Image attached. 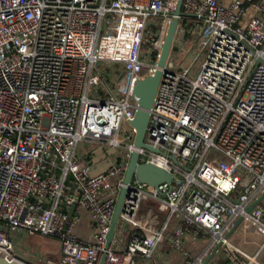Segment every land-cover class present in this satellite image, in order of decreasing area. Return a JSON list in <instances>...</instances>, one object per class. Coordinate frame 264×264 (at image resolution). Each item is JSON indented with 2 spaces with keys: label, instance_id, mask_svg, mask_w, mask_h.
<instances>
[{
  "label": "built area",
  "instance_id": "2783aa9c",
  "mask_svg": "<svg viewBox=\"0 0 264 264\" xmlns=\"http://www.w3.org/2000/svg\"><path fill=\"white\" fill-rule=\"evenodd\" d=\"M177 1L0 0V250L10 258L149 264L168 238L185 264H203L183 245L202 235L240 264H264V195L246 211L264 192V0H184L144 137L155 151L134 147L132 127L118 141ZM84 141L105 150L104 171L93 172ZM134 151L172 181H133L106 247ZM82 210L89 239L75 234ZM18 234L54 239L60 258L32 262Z\"/></svg>",
  "mask_w": 264,
  "mask_h": 264
},
{
  "label": "water",
  "instance_id": "95a60500",
  "mask_svg": "<svg viewBox=\"0 0 264 264\" xmlns=\"http://www.w3.org/2000/svg\"><path fill=\"white\" fill-rule=\"evenodd\" d=\"M183 1L184 0L177 1L173 16L168 24L161 45L159 56L156 61V67L153 73L147 75L141 80H138L132 89V95L136 99L137 108L135 110L134 118L129 122V125L135 131L133 139V145L135 148H145L147 150L155 151L144 143V137L150 117V110L162 75V70L165 67L166 60L168 58L172 42L175 36L178 17L182 15ZM172 160L173 162H177L175 158H172ZM133 181L156 189L161 184L170 185L172 181V174L154 164L138 162V153L136 151L132 152L124 174L123 187L120 189L115 203V208L110 223V229L107 235L106 247L109 246L110 241L113 238L118 217L122 209L126 189ZM263 195L264 192L259 198L249 204V206L246 208V211H250L253 206L261 200ZM219 247L220 243H217L211 256L214 255V253L219 249ZM209 258L204 260L203 264H207ZM104 259L105 257L104 255H102L98 264H104ZM0 264L22 263L10 258L5 252L0 250Z\"/></svg>",
  "mask_w": 264,
  "mask_h": 264
},
{
  "label": "crops",
  "instance_id": "0c3cea01",
  "mask_svg": "<svg viewBox=\"0 0 264 264\" xmlns=\"http://www.w3.org/2000/svg\"><path fill=\"white\" fill-rule=\"evenodd\" d=\"M224 5H228L232 0H219ZM249 1V0H248ZM255 14L254 10L249 8L247 11L244 12L240 19V25L245 27L248 23V21L252 18V16ZM91 145V144H90ZM81 149V148H80ZM91 153L88 155V158L90 159L92 165L94 166V173L104 171L106 167L108 166V162L106 159L107 153L105 150L100 148L98 145L92 146ZM145 204H148L147 202ZM81 221L75 228V234L77 237L81 239H89L91 235V227L89 222V217L86 211H81ZM127 229V227H125ZM23 234H18L15 239H19L22 237ZM125 236V234H124ZM14 239V240H15ZM127 239L125 238L124 243H126ZM57 244L56 242H53ZM184 249L185 251L192 257H202L203 261L208 259L215 246L208 249V246L210 245V241L203 237L202 235L197 238H191L189 236H186L184 239ZM18 247V246H17ZM24 251L28 250V258L32 262H43L45 260H58L61 256L60 248L57 244L56 247H53V250H47L45 252L39 251L35 252L32 250L31 247L28 248H22ZM136 262L135 264H142L140 262L139 256L135 258ZM242 260L235 256L230 251L224 250V249H218L214 255H212L209 260L207 261V264H240ZM149 264H185L184 260L182 259L181 255L172 249L169 245L168 238H165V240L162 242L161 246L158 248L157 252L153 256L151 262Z\"/></svg>",
  "mask_w": 264,
  "mask_h": 264
},
{
  "label": "rangeland",
  "instance_id": "374dc122",
  "mask_svg": "<svg viewBox=\"0 0 264 264\" xmlns=\"http://www.w3.org/2000/svg\"><path fill=\"white\" fill-rule=\"evenodd\" d=\"M132 137L133 133L131 126L127 122H123L120 127V132L118 134V141L124 145L130 142ZM80 148L83 150H89L92 148V145H90L89 142L84 141L80 144ZM13 242L16 244V246H18L19 252H21L20 250L22 248L28 247H31L32 250L35 252L39 251L38 249H40L41 252H45L47 250H53V247L57 246V244L53 243L55 242L54 239L46 238L39 235H22L21 238L15 239Z\"/></svg>",
  "mask_w": 264,
  "mask_h": 264
}]
</instances>
